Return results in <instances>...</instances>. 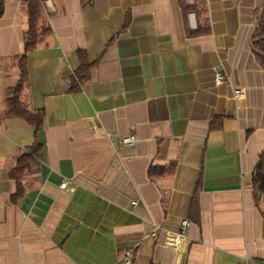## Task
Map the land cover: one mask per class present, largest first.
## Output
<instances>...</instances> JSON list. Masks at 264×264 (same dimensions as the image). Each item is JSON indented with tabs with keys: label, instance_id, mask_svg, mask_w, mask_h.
Here are the masks:
<instances>
[{
	"label": "crops",
	"instance_id": "crops-1",
	"mask_svg": "<svg viewBox=\"0 0 264 264\" xmlns=\"http://www.w3.org/2000/svg\"><path fill=\"white\" fill-rule=\"evenodd\" d=\"M263 5L44 0L50 31L26 57L41 126L0 118V264H118L128 250L131 264H264V194L251 184L264 147L252 48ZM198 22L208 30L192 33ZM25 27L22 0H4L0 114ZM79 49L91 64L70 90ZM34 142V168L16 180V155Z\"/></svg>",
	"mask_w": 264,
	"mask_h": 264
},
{
	"label": "trees",
	"instance_id": "trees-1",
	"mask_svg": "<svg viewBox=\"0 0 264 264\" xmlns=\"http://www.w3.org/2000/svg\"><path fill=\"white\" fill-rule=\"evenodd\" d=\"M26 13V27L23 32L24 50L18 55V76L16 81L6 90L5 104L0 114V118L9 116H22L32 123L34 132L41 126L43 111L41 108H33L27 97L26 90L28 87V73L26 65L27 52L37 43L44 40L50 31V26L43 12L44 0H22ZM4 0H0V16L3 12ZM183 12L186 14L195 6H183ZM208 30L206 23L199 22L191 30L192 33H203ZM252 48L260 64L264 67V5L258 14L255 32L252 39ZM79 64L78 67L69 75V89H77L79 83L83 81L88 74L91 62L86 60L84 52L77 51ZM39 143L34 142L20 151L16 155L15 164L10 169V175L16 180L26 171L33 169L35 153ZM172 167L151 166L150 174H160L171 172ZM251 184L255 196L264 194V147L258 155V160L252 172ZM264 216V206L262 209Z\"/></svg>",
	"mask_w": 264,
	"mask_h": 264
},
{
	"label": "built area",
	"instance_id": "built-area-1",
	"mask_svg": "<svg viewBox=\"0 0 264 264\" xmlns=\"http://www.w3.org/2000/svg\"><path fill=\"white\" fill-rule=\"evenodd\" d=\"M224 79H225V75L222 72H220V71L215 72L214 81L216 84L222 82ZM233 92H234V95L236 97L240 96L242 93L241 88H239V87L234 88ZM135 141H136V136L132 133L127 134V135H123L120 137V142L122 144H132ZM66 183H67V180L63 179L59 185H60V187H65ZM188 222L189 221L187 219H183L182 223H181L182 228L185 227L188 224ZM151 233H152V235H155L154 231H152ZM247 260H248L247 257H243L240 260H238L237 264H246ZM118 264H131V253L129 250L124 253L122 261Z\"/></svg>",
	"mask_w": 264,
	"mask_h": 264
}]
</instances>
